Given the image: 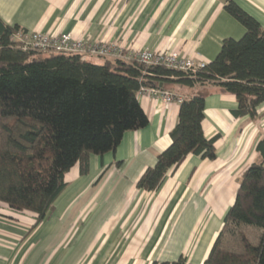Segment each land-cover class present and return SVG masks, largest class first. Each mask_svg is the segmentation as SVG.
<instances>
[{"label": "crops", "instance_id": "obj_1", "mask_svg": "<svg viewBox=\"0 0 264 264\" xmlns=\"http://www.w3.org/2000/svg\"><path fill=\"white\" fill-rule=\"evenodd\" d=\"M235 1L264 29V0ZM0 18L27 32L70 33L128 51L176 52L206 63L216 59L225 39L246 33L224 10V0H0ZM165 88L179 98L207 93L202 126L208 139L218 136L217 159L189 155L158 192L138 190L141 176L171 145L180 108L138 96L149 125L126 133L114 153L92 156L87 176L72 168L55 211L31 234L35 214L0 203V264H80L84 258L90 263L98 250L104 260L118 255V264L206 261L243 173L261 160L256 144L264 139V103L257 118L237 119L236 98L217 88Z\"/></svg>", "mask_w": 264, "mask_h": 264}, {"label": "trees", "instance_id": "obj_2", "mask_svg": "<svg viewBox=\"0 0 264 264\" xmlns=\"http://www.w3.org/2000/svg\"><path fill=\"white\" fill-rule=\"evenodd\" d=\"M224 10L246 33L239 40L225 39L216 59L195 74L135 60L94 64L81 55L23 50L12 37L27 31L0 18V203L16 213L35 214L30 234L55 211L72 168L78 166L80 176H87L92 156L114 153L126 133L149 125L138 100L142 87H214L236 98L235 118L259 116L264 29L235 0H224ZM206 97L201 92L181 98L171 145L141 176L138 190L158 192L189 155L217 159L218 136L208 139L202 126ZM256 152L261 160L243 173L203 264H264V139ZM247 227L261 230L257 245ZM171 264L187 260L180 257Z\"/></svg>", "mask_w": 264, "mask_h": 264}, {"label": "built area", "instance_id": "obj_3", "mask_svg": "<svg viewBox=\"0 0 264 264\" xmlns=\"http://www.w3.org/2000/svg\"><path fill=\"white\" fill-rule=\"evenodd\" d=\"M23 50L49 53H65L81 55L84 59L88 58H115L123 60H135L146 66H165L184 72L197 73L205 68L206 62L194 57L180 56L176 52L161 53L145 49L142 51H128L118 43L96 42L75 38L70 33L49 35L37 32L23 33L18 31L12 37ZM148 94L156 99H161L166 104L180 103L175 93L157 88L142 87L138 96Z\"/></svg>", "mask_w": 264, "mask_h": 264}, {"label": "rangeland", "instance_id": "obj_4", "mask_svg": "<svg viewBox=\"0 0 264 264\" xmlns=\"http://www.w3.org/2000/svg\"><path fill=\"white\" fill-rule=\"evenodd\" d=\"M98 59V58H96ZM93 62H98V60H91ZM114 187V186H113ZM248 229V235L250 237V240L252 241L253 244L257 245L259 243V233L261 232L260 229L255 228V227H247ZM101 250H98L97 256L95 257V259L91 260L90 263H88V259L84 258L81 260L80 264H104L105 261L106 264H118L116 263L118 261V255L113 256V259L109 260V257L106 258V260H104L101 255L103 254V250L100 252ZM115 250L112 251V253H114ZM101 262V263H100Z\"/></svg>", "mask_w": 264, "mask_h": 264}]
</instances>
